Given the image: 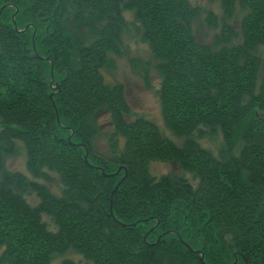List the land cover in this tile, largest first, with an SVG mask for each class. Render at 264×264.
Here are the masks:
<instances>
[{
    "label": "trees",
    "instance_id": "16d2710c",
    "mask_svg": "<svg viewBox=\"0 0 264 264\" xmlns=\"http://www.w3.org/2000/svg\"><path fill=\"white\" fill-rule=\"evenodd\" d=\"M218 2L204 45L189 0H0V264H264V0ZM128 12L180 144L105 81Z\"/></svg>",
    "mask_w": 264,
    "mask_h": 264
},
{
    "label": "rangeland",
    "instance_id": "374dc122",
    "mask_svg": "<svg viewBox=\"0 0 264 264\" xmlns=\"http://www.w3.org/2000/svg\"><path fill=\"white\" fill-rule=\"evenodd\" d=\"M189 3L196 8L197 17L194 20V37L197 41L204 45H211L216 34L220 31L221 7L218 0H189ZM208 12H211L215 17V25L208 21ZM124 17L128 22V32L124 33L121 40V48L119 55L112 52L108 54V58L112 61V65L103 69L105 81L112 84H123L127 100L134 114L143 116L167 134L176 144H180L181 140L174 138L164 128L162 122V114H160V103L158 97V89L160 87V77L155 70L154 65L156 60L151 56V52L147 44L139 39L133 29V18L130 12L125 13ZM238 21L232 20L234 27L238 28ZM85 44L92 38L88 27L83 29ZM91 37V38H90ZM90 38V39H89ZM89 39V40H88ZM104 129V128H103ZM105 139L101 137V146L104 145ZM21 143H18V148L15 156L8 157L5 161L6 167L11 172H19L25 176L31 177L26 170V153H24ZM151 174L154 177L160 176H182L189 178L188 174L183 172L174 162L154 161L148 166ZM52 182L47 183L52 191L58 194L57 177L51 174ZM27 202L35 206L38 204V199L34 195L27 198ZM47 227L53 230V223L50 217L43 216ZM1 254V248H0ZM76 264H90L79 256L73 257Z\"/></svg>",
    "mask_w": 264,
    "mask_h": 264
},
{
    "label": "water",
    "instance_id": "95a60500",
    "mask_svg": "<svg viewBox=\"0 0 264 264\" xmlns=\"http://www.w3.org/2000/svg\"><path fill=\"white\" fill-rule=\"evenodd\" d=\"M12 20H13V23H14V15L12 16ZM14 29L15 30H17V27H16V23H14ZM18 31V30H17ZM53 80V79H52ZM52 80H51V82H50V85L52 84ZM57 87V86H56ZM86 157H87V151L85 152V155H84V160L86 161ZM125 176H126V173H125ZM125 176L121 179V180H123L124 178H125ZM119 184V183H118ZM118 184L115 186V188H114V190L117 188V186H118ZM114 190L112 191L113 193L112 194H114ZM110 214H112V211H111V207H110ZM113 215V214H112ZM187 248H188V250H190V247L189 246H187ZM193 252V251H192ZM202 254H201V260H202ZM236 261H237V259H236V255L234 256V260H233V264H236ZM86 264V263H85Z\"/></svg>",
    "mask_w": 264,
    "mask_h": 264
}]
</instances>
